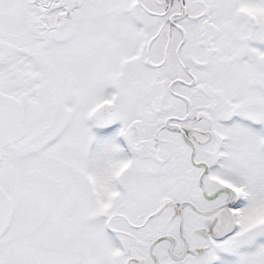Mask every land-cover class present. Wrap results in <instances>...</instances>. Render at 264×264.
<instances>
[{
  "label": "snow or ice",
  "instance_id": "obj_1",
  "mask_svg": "<svg viewBox=\"0 0 264 264\" xmlns=\"http://www.w3.org/2000/svg\"><path fill=\"white\" fill-rule=\"evenodd\" d=\"M0 264H264V0H0Z\"/></svg>",
  "mask_w": 264,
  "mask_h": 264
}]
</instances>
